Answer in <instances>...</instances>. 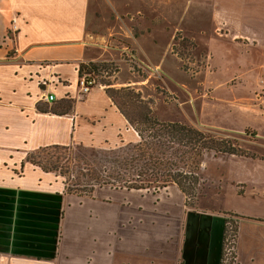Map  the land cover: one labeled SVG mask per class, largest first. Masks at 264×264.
Segmentation results:
<instances>
[{"label": "crops", "instance_id": "0c3cea01", "mask_svg": "<svg viewBox=\"0 0 264 264\" xmlns=\"http://www.w3.org/2000/svg\"><path fill=\"white\" fill-rule=\"evenodd\" d=\"M135 1L115 0L127 13ZM142 1L156 10L154 0ZM181 1L160 4L170 7ZM195 1L197 12L212 13L213 57L232 62L245 56L264 58V0ZM91 4L0 0V264H220L225 217L216 213L211 219L164 220L155 229L153 219L141 213L142 199L159 202L175 195L186 202L176 185L156 195L124 190L102 195L104 188L93 197H78L66 192L61 177L26 162L44 147L100 149L120 138L135 142V130L109 91L131 87L140 92L147 86L150 78L137 71L144 59L155 60L169 76L159 50L162 22L116 20L111 27L117 37L112 38L102 34L110 27L97 13L91 14ZM13 18L16 33L11 32ZM201 28L200 34L207 35ZM177 33L182 40L197 42L183 27L175 28L171 42ZM172 61L170 67L180 69ZM88 63H105L108 69L84 95L79 69ZM111 64L115 70L109 69ZM235 65L232 76L239 80L253 69ZM49 95L54 101L46 100ZM260 101L264 103V95ZM259 146L264 148V143ZM257 165L264 169V154H259ZM206 167L204 162L203 171ZM259 191L260 198L249 199L247 206L227 207L243 217L237 264H264V181ZM117 195L119 202L113 199Z\"/></svg>", "mask_w": 264, "mask_h": 264}, {"label": "rangeland", "instance_id": "374dc122", "mask_svg": "<svg viewBox=\"0 0 264 264\" xmlns=\"http://www.w3.org/2000/svg\"><path fill=\"white\" fill-rule=\"evenodd\" d=\"M160 2L154 0L157 6L152 11L142 0H136L132 11L127 13L115 0H92L90 11L106 21L110 28H105L102 34H111L112 38L117 37L111 27L116 20L142 22L147 19L157 24L162 22L163 33L158 38L159 50L167 60L169 76L162 67L155 65V60L144 59L145 63H141L137 71L140 77H148L150 80L147 86L139 89L142 99L150 105L153 115L159 120L184 122L218 137L233 139L241 149L249 152L250 157L206 156L204 162L207 167L203 171L206 185L201 199L188 203L172 195L159 202L142 199L138 205L142 207L141 213L146 218L153 219L155 229L160 228L164 220L175 221L190 216L195 219H211L217 213L226 218L225 224L227 221L236 223L239 235V223L243 217H232L230 214L234 213L228 212L227 207L247 206L249 199H259L260 185L264 181V169L257 165L259 154H264V148L259 146V143H264V103L260 101L264 87V58L245 56L242 61L232 62L213 57L212 13L197 12L195 0H183L170 7ZM99 6L104 12H97ZM176 27H183L194 34L197 42L182 40L180 33L171 42ZM201 27L206 28L207 35L200 34ZM172 59L179 64L180 69L170 67ZM235 63H241L242 67L253 66L244 80L232 76L237 70ZM109 67L110 70L116 69L114 64ZM148 67L157 70L153 72ZM101 80L106 81L105 78ZM116 101L120 105L125 103L119 97ZM124 108L133 118H138L137 109L129 106ZM72 149L74 153L88 150L77 145L72 146ZM111 191L106 189L100 193L104 195ZM113 199L121 201L119 195ZM132 206H135L134 203Z\"/></svg>", "mask_w": 264, "mask_h": 264}, {"label": "trees", "instance_id": "16d2710c", "mask_svg": "<svg viewBox=\"0 0 264 264\" xmlns=\"http://www.w3.org/2000/svg\"><path fill=\"white\" fill-rule=\"evenodd\" d=\"M105 69H108L105 63L82 64L79 76L96 79ZM109 94L135 130V142L126 143L120 138L117 144H107L100 149L80 145L82 149H88L84 153H74L72 146L44 147L26 159L44 172L63 178L69 194L93 197L97 190L108 188L148 191L156 195L176 185L191 203L203 196L206 156L250 157L249 152L241 149L233 139L218 137L185 123L160 121L136 89L110 90ZM118 97L125 103H117ZM124 106L137 109L138 118H133ZM230 215L239 218L236 214ZM237 235L238 225L227 221L220 264H237Z\"/></svg>", "mask_w": 264, "mask_h": 264}, {"label": "built area", "instance_id": "2783aa9c", "mask_svg": "<svg viewBox=\"0 0 264 264\" xmlns=\"http://www.w3.org/2000/svg\"><path fill=\"white\" fill-rule=\"evenodd\" d=\"M11 32L12 33H16L18 32V26H17V18H13L12 19V28H11ZM150 71H156L157 69H152L150 67H148ZM96 84V80L92 79L90 77H83L81 78L79 85L81 88V93L82 94H88L91 89L94 87V85ZM263 84H264V76H263ZM264 95V92L261 93V97ZM55 97L54 95H49V97L46 98L47 101H54Z\"/></svg>", "mask_w": 264, "mask_h": 264}]
</instances>
